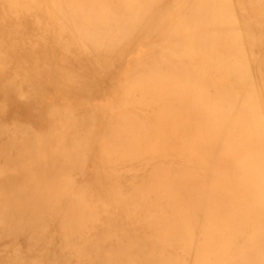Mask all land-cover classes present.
Returning a JSON list of instances; mask_svg holds the SVG:
<instances>
[{
  "label": "bare ground",
  "instance_id": "6f19581e",
  "mask_svg": "<svg viewBox=\"0 0 264 264\" xmlns=\"http://www.w3.org/2000/svg\"><path fill=\"white\" fill-rule=\"evenodd\" d=\"M0 264H264V0H0Z\"/></svg>",
  "mask_w": 264,
  "mask_h": 264
}]
</instances>
